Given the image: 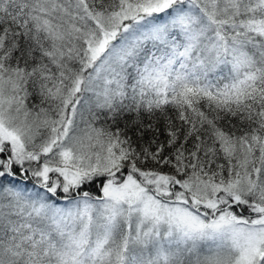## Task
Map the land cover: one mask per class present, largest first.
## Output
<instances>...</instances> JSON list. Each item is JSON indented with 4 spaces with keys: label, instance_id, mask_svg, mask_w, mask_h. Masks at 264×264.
<instances>
[{
    "label": "snow or ice",
    "instance_id": "obj_1",
    "mask_svg": "<svg viewBox=\"0 0 264 264\" xmlns=\"http://www.w3.org/2000/svg\"><path fill=\"white\" fill-rule=\"evenodd\" d=\"M0 264H264V0H0Z\"/></svg>",
    "mask_w": 264,
    "mask_h": 264
}]
</instances>
